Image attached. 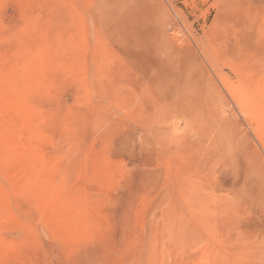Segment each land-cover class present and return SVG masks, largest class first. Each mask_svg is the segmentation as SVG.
I'll use <instances>...</instances> for the list:
<instances>
[{
	"label": "rangeland",
	"instance_id": "1",
	"mask_svg": "<svg viewBox=\"0 0 264 264\" xmlns=\"http://www.w3.org/2000/svg\"><path fill=\"white\" fill-rule=\"evenodd\" d=\"M0 264H264V0H0Z\"/></svg>",
	"mask_w": 264,
	"mask_h": 264
}]
</instances>
